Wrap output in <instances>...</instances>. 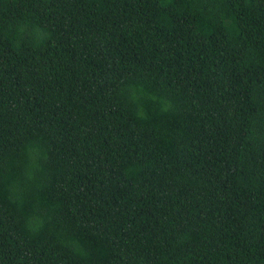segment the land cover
<instances>
[{"label": "trees", "instance_id": "trees-1", "mask_svg": "<svg viewBox=\"0 0 264 264\" xmlns=\"http://www.w3.org/2000/svg\"><path fill=\"white\" fill-rule=\"evenodd\" d=\"M0 264H264V0H0Z\"/></svg>", "mask_w": 264, "mask_h": 264}, {"label": "clouds", "instance_id": "clouds-1", "mask_svg": "<svg viewBox=\"0 0 264 264\" xmlns=\"http://www.w3.org/2000/svg\"><path fill=\"white\" fill-rule=\"evenodd\" d=\"M171 106H170V104L166 107V108H164V109H162L163 111H167L168 110V108H170ZM26 151L27 152H31V149L29 148V149H26ZM29 227H30V225H29Z\"/></svg>", "mask_w": 264, "mask_h": 264}]
</instances>
